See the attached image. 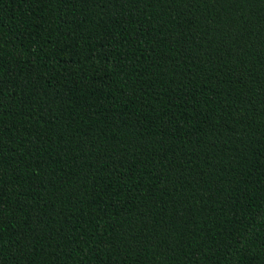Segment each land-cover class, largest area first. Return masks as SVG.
<instances>
[{"label": "trees", "instance_id": "obj_1", "mask_svg": "<svg viewBox=\"0 0 264 264\" xmlns=\"http://www.w3.org/2000/svg\"><path fill=\"white\" fill-rule=\"evenodd\" d=\"M0 264H264V0H0Z\"/></svg>", "mask_w": 264, "mask_h": 264}]
</instances>
